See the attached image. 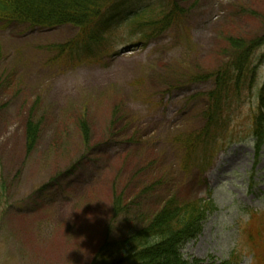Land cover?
Returning a JSON list of instances; mask_svg holds the SVG:
<instances>
[{"label": "rangeland", "instance_id": "1", "mask_svg": "<svg viewBox=\"0 0 264 264\" xmlns=\"http://www.w3.org/2000/svg\"><path fill=\"white\" fill-rule=\"evenodd\" d=\"M176 1L189 34L172 30L142 49L114 31L107 67L53 61L49 47L75 38L73 27L0 23V264H92L106 242L139 230L171 197L209 194L218 210L184 256L254 264L243 229L250 212L264 225V148L258 157L252 136L257 94L233 104L225 149L205 173L183 170L175 140L206 124L213 85L191 79L207 70L233 27L264 33V0ZM172 70L185 84L169 92ZM23 114L40 125L32 153ZM80 121L90 126L89 145ZM116 196L130 213L115 215Z\"/></svg>", "mask_w": 264, "mask_h": 264}, {"label": "trees", "instance_id": "2", "mask_svg": "<svg viewBox=\"0 0 264 264\" xmlns=\"http://www.w3.org/2000/svg\"><path fill=\"white\" fill-rule=\"evenodd\" d=\"M123 16L127 18L130 34L138 42L146 43L183 25L187 11L173 0H167L158 9L150 6L134 16L125 9L123 0H0V20L40 28L71 25L80 30L75 41L50 48L60 62L70 58L78 63L87 59L91 63H103V58L111 52L107 34L120 25L116 21ZM233 28L234 31L224 34L222 47L207 63V70L191 79L192 82L212 81L214 89L206 95L205 126L200 131L182 134L176 140L182 151L181 164L185 172L194 167L204 172L212 164L220 149L219 142L226 138L233 104L240 103L244 94L251 95L254 91L258 96V107L252 119L256 152L259 154L264 147V83L259 82L260 67L264 66V33L254 36L244 28ZM170 73L176 85L169 92L185 84L177 79V70ZM24 119L26 146L28 152H32L40 139V125L29 114L24 115ZM89 129V125L82 123L87 145L91 142ZM2 196L0 182V200ZM128 209H123L121 196L114 197L116 216L130 213ZM215 210L211 200L181 201L171 197L139 230L129 232L122 240L106 242L92 264H203L199 260H186L182 249L197 238L202 223ZM244 232L261 257L264 225H260L258 217H252Z\"/></svg>", "mask_w": 264, "mask_h": 264}]
</instances>
